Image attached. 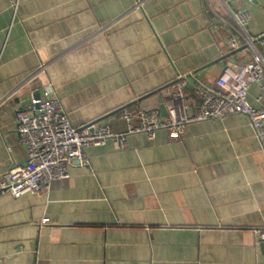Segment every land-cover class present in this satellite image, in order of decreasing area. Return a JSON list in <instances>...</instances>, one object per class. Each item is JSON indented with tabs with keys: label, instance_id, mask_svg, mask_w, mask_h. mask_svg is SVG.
I'll return each instance as SVG.
<instances>
[{
	"label": "crops",
	"instance_id": "0c3cea01",
	"mask_svg": "<svg viewBox=\"0 0 264 264\" xmlns=\"http://www.w3.org/2000/svg\"><path fill=\"white\" fill-rule=\"evenodd\" d=\"M229 7L248 23L216 0H0V180L27 160L16 111L32 96L56 97L77 128L122 134L123 110L166 117L160 91L179 76L192 95L197 79L215 87L253 60L245 42L264 34V0ZM248 102L263 106L260 85ZM86 153L89 168L47 192L0 197V264H264V151L246 117Z\"/></svg>",
	"mask_w": 264,
	"mask_h": 264
},
{
	"label": "built area",
	"instance_id": "2783aa9c",
	"mask_svg": "<svg viewBox=\"0 0 264 264\" xmlns=\"http://www.w3.org/2000/svg\"><path fill=\"white\" fill-rule=\"evenodd\" d=\"M216 1L239 24L248 23L249 14H233L230 10L229 5L236 0ZM257 45L264 46V34L245 42L253 51L254 59L238 69L226 66L215 87L197 79L190 95L188 76H179L177 83L160 93L166 117H161L158 111L123 110L121 119L128 123V130L122 134L97 123L77 128L56 97L32 96L27 110L16 111L19 142L27 150V160L14 166L0 180V197L9 194L20 199L47 192L53 182L68 176L69 168H89L86 153L89 148L104 146L110 141L116 149L122 150L129 136L145 134L153 141L160 130H166L169 139L174 140L191 124L230 116H244L250 121L264 151V102L260 109L248 102L252 85L258 84L264 90V54ZM230 46L233 51L241 47L235 38L230 39ZM48 223V219L42 222L43 225ZM257 234L260 241H264V232L257 231Z\"/></svg>",
	"mask_w": 264,
	"mask_h": 264
},
{
	"label": "water",
	"instance_id": "95a60500",
	"mask_svg": "<svg viewBox=\"0 0 264 264\" xmlns=\"http://www.w3.org/2000/svg\"><path fill=\"white\" fill-rule=\"evenodd\" d=\"M162 91V90H161ZM160 91V92H161ZM159 92V93H160ZM159 93H157V94H159ZM159 101H160V112H161V115L162 116H166V110H165V106H164V104H163V99L160 97L159 98ZM264 246V241H262V247Z\"/></svg>",
	"mask_w": 264,
	"mask_h": 264
}]
</instances>
